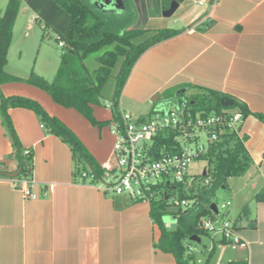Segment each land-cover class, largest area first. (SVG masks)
Instances as JSON below:
<instances>
[{
    "label": "crops",
    "instance_id": "0c3cea01",
    "mask_svg": "<svg viewBox=\"0 0 264 264\" xmlns=\"http://www.w3.org/2000/svg\"><path fill=\"white\" fill-rule=\"evenodd\" d=\"M172 1L160 0L161 11ZM176 1L177 11L184 10L176 30L184 31L139 58L122 91L121 110L139 112L157 95L160 99L176 92L174 101H178L202 88L244 103L253 114H264V0ZM189 1L193 8L188 7ZM124 6L120 17L137 12L133 21L137 22L143 15V9L141 14ZM8 64L9 60L6 68ZM1 96L35 100L76 136L95 165L111 160V109L95 106L100 125H92L77 111L57 105L46 92L24 82L1 85ZM171 101L164 97L159 105ZM9 115L23 154L30 152V180L22 181H29L38 198H26L16 186L19 179L8 176L20 171L19 161L0 117V163L8 172L0 176V264H177L175 256L158 245L161 230L151 217L150 203L105 193L101 182L79 176L70 146L50 133L33 111L14 108ZM238 136L245 139L252 165L244 176L230 179L226 189L235 203L232 223L242 244H225L208 233L204 260L196 262L193 250L191 264H264V200H253L264 193V123L251 115ZM84 165L90 168L83 163L80 169ZM244 208L248 216L242 215ZM227 213L231 211L225 217ZM169 222L168 229L173 224Z\"/></svg>",
    "mask_w": 264,
    "mask_h": 264
},
{
    "label": "trees",
    "instance_id": "16d2710c",
    "mask_svg": "<svg viewBox=\"0 0 264 264\" xmlns=\"http://www.w3.org/2000/svg\"><path fill=\"white\" fill-rule=\"evenodd\" d=\"M27 6L36 15L38 24L56 35L61 47L65 48L53 81L49 82L44 77L33 71L28 78L22 79L12 76L5 71L8 63V51L12 38L13 28L18 18L21 0H9L4 12L0 15V86L9 82H24L46 92L57 105L73 109L83 116L92 125H100L94 117V107L100 106L104 99V89L107 83L113 79L114 89L108 99L111 103L113 117L119 113L118 106L125 84L133 67L139 58L151 47L169 40L184 30L158 29L150 32L146 29L130 30L132 24L125 28L122 25L111 26L105 14L116 13L101 12L89 2L84 0H25ZM104 14V15H103ZM130 16V14H127ZM149 33L150 36L145 38ZM139 42L140 39H143ZM95 62L97 67H93ZM198 92L191 96L190 105L192 111L204 112V116L221 114L229 110H238L244 120L253 115L264 123V114H253L248 107L234 99V106L224 108L221 101L230 96L210 90L197 89ZM176 92L163 95L165 99L174 101ZM176 101V100H175ZM23 108L33 111L50 133L67 143L76 156V173L95 174L98 178L103 176V171L88 157L82 144L76 136L57 118L50 116L43 107L35 100L20 97L0 98V117L3 127L10 137L16 159L19 161V180H30L29 168L30 157L24 156L18 136L14 129L9 110ZM151 114V113H150ZM173 139L171 137H159L155 145L156 156L161 155L163 150L171 151ZM203 161L208 164L207 169L199 177L206 179L205 186L190 190V195H181L196 200L193 208L182 210L175 208L168 201L154 200L151 203V217L159 226L161 236L159 247L172 253L177 264H191L193 257L188 248L193 242L192 236L197 235L200 239L208 233L199 227L203 218H216L212 211V197L219 188H227L228 181L232 178L244 176L252 165V160L245 146V139L236 133H226L221 141L213 145ZM88 163L80 169V164ZM5 164L0 163V176L6 175ZM256 202L264 200V193L259 192L253 199ZM216 205V204H215ZM217 206V205H216ZM174 215L177 217L176 229H168L163 223L164 216ZM242 215L248 216L247 208ZM188 244H185V242ZM222 243H227L221 240ZM246 264V263H230Z\"/></svg>",
    "mask_w": 264,
    "mask_h": 264
},
{
    "label": "built area",
    "instance_id": "2783aa9c",
    "mask_svg": "<svg viewBox=\"0 0 264 264\" xmlns=\"http://www.w3.org/2000/svg\"><path fill=\"white\" fill-rule=\"evenodd\" d=\"M216 0L214 3L215 4ZM202 4V3H200ZM62 46V44H60ZM109 103V102H108ZM112 110V104L109 103ZM244 122L238 110L204 116V112H193L190 100L183 98L171 101L161 109H155L146 116H134L124 110L112 118L110 130L114 137L111 160L101 165L103 176L87 172L82 177L91 182H101L100 188L108 194L127 195L134 201L152 203L154 200L170 201L177 209L188 210L196 200L174 195L178 186L191 190L193 179L189 181V170L193 163L202 161L210 148L221 141L226 133H239ZM171 137L173 149L163 150L157 158L155 145L159 137ZM25 156L30 152L25 151ZM29 181L17 180L28 199L36 200ZM27 185V186H26ZM230 202L218 208L216 218H203L199 227L207 233L237 246L242 238L234 223L227 217L220 220L221 209H227ZM189 246V253L193 252Z\"/></svg>",
    "mask_w": 264,
    "mask_h": 264
},
{
    "label": "rangeland",
    "instance_id": "374dc122",
    "mask_svg": "<svg viewBox=\"0 0 264 264\" xmlns=\"http://www.w3.org/2000/svg\"><path fill=\"white\" fill-rule=\"evenodd\" d=\"M9 0H0V15L6 9ZM89 2L92 6L104 12L105 10L100 9L97 0H84ZM131 1V0H130ZM129 1L128 7L133 8V3ZM134 1V0H132ZM188 7L193 8L192 1L187 2ZM142 7L144 8L143 15L138 16L137 22H133L135 19L136 13L131 12L130 16L127 13L121 15V17L115 15L103 14L107 19L108 23L112 26L122 25L124 28L128 24H132V27L142 26L143 30H149L150 32L158 29H177L180 28L181 23L178 22L181 16L184 13L183 8L176 11V13L170 17L165 18L162 15L160 0H143ZM136 10V8H135ZM35 15L33 11L27 6L25 0H21L20 10L18 13V18L16 24L13 28L12 38L10 42V47L8 51V67L5 68L9 73L16 74L20 78H28L31 72L33 71L37 75L44 77L47 81L51 82L56 76V72L60 63L62 54L65 52V48L61 47L56 39V35L50 30L46 29L44 25L38 24L35 20ZM142 22V23H141ZM141 27H138V29ZM141 28V29H142ZM150 36L149 33L145 35V38ZM144 40L140 39V41ZM93 67H97L95 62L92 63ZM114 89V80L111 79L105 89H104V99L102 100V105L110 109L108 99L112 96ZM189 96V95H188ZM191 96V95H190ZM188 97L190 100L191 97ZM164 101V96L160 97L159 103L156 109H161L163 106L159 104ZM153 104L149 101L145 108L142 111H131L134 116H146L151 113L153 110ZM231 108V107H230ZM118 109L121 110L119 104ZM82 166V165H81ZM208 164L206 161H197L193 163L189 170V181L193 179L195 189L198 187L205 186L204 177H199L207 169ZM232 183H234L232 181ZM190 195V189L186 186L180 185L174 191L176 197H181V195ZM212 202L217 205L218 208H221L223 203L230 202L231 206L227 209H221L219 213V219L222 220L225 217L227 211H231V214L227 218L230 222L236 220L235 217V203L232 201V197L229 195V190L219 188L215 191L214 196L212 197ZM170 203V201H169ZM169 221H173V224L170 225V229L174 230L177 226V217L174 215L164 216L163 223L166 226ZM170 223V222H169ZM210 238L207 235L201 237V243H192L194 249L195 261L204 260V244H208ZM185 244H188L186 241Z\"/></svg>",
    "mask_w": 264,
    "mask_h": 264
},
{
    "label": "water",
    "instance_id": "95a60500",
    "mask_svg": "<svg viewBox=\"0 0 264 264\" xmlns=\"http://www.w3.org/2000/svg\"><path fill=\"white\" fill-rule=\"evenodd\" d=\"M121 0H97L98 5L100 7V9L103 10H109V11H117L119 9V4H120ZM179 8V3L176 0H173L170 4V6L167 9H163L162 10V15L165 18H170L172 17L175 12L177 11V9ZM137 28H131L130 30H136ZM138 30V29H137ZM140 30V29H139ZM159 99V96H155L152 100L151 103H157ZM235 101L233 99L230 98H224L221 101V105L224 108H230L234 106ZM20 175V171H17L16 173H12L10 175H8L10 178H17ZM211 209L212 211L217 215L218 214V209L217 206L215 204L211 205ZM229 216V213H227L226 217ZM191 242H195V243H201V239L195 235L192 236L190 238Z\"/></svg>",
    "mask_w": 264,
    "mask_h": 264
},
{
    "label": "flooded vegetation",
    "instance_id": "af4514ba",
    "mask_svg": "<svg viewBox=\"0 0 264 264\" xmlns=\"http://www.w3.org/2000/svg\"><path fill=\"white\" fill-rule=\"evenodd\" d=\"M129 1L130 0H121L120 1V4H119L120 7H119V9L117 11H109V10H107V11L105 10V11L106 12H111V13L113 12V13L119 14L120 11H121V9L126 8L124 5L129 4ZM130 2L133 3V9L135 7L137 10H139V13L142 14V9L144 11V8L142 7L143 0H134V1L131 0Z\"/></svg>",
    "mask_w": 264,
    "mask_h": 264
}]
</instances>
